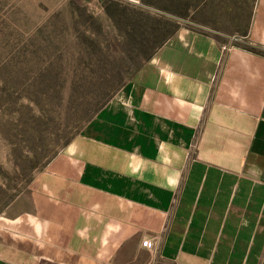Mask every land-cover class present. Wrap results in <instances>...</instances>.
Instances as JSON below:
<instances>
[{
    "label": "crops",
    "instance_id": "crops-1",
    "mask_svg": "<svg viewBox=\"0 0 264 264\" xmlns=\"http://www.w3.org/2000/svg\"><path fill=\"white\" fill-rule=\"evenodd\" d=\"M175 22L0 218V264H264V0L228 41Z\"/></svg>",
    "mask_w": 264,
    "mask_h": 264
},
{
    "label": "rangeland",
    "instance_id": "rangeland-1",
    "mask_svg": "<svg viewBox=\"0 0 264 264\" xmlns=\"http://www.w3.org/2000/svg\"><path fill=\"white\" fill-rule=\"evenodd\" d=\"M256 1L0 0V218L31 205L43 168L154 56L175 21L228 41L248 32Z\"/></svg>",
    "mask_w": 264,
    "mask_h": 264
},
{
    "label": "trees",
    "instance_id": "trees-1",
    "mask_svg": "<svg viewBox=\"0 0 264 264\" xmlns=\"http://www.w3.org/2000/svg\"><path fill=\"white\" fill-rule=\"evenodd\" d=\"M103 1V3L105 4V5H109V4H112L113 3V6H118L119 4H117L116 2H118V0H102ZM174 24V28L171 30V33L169 34V36L173 33V32H175V29H176V26H177V24L176 23H173ZM168 36V37H169ZM167 37V38H168ZM167 38H165L161 43H160V45L159 46H161L162 44H163V42L167 39ZM160 48V47H159Z\"/></svg>",
    "mask_w": 264,
    "mask_h": 264
},
{
    "label": "built area",
    "instance_id": "built-area-1",
    "mask_svg": "<svg viewBox=\"0 0 264 264\" xmlns=\"http://www.w3.org/2000/svg\"><path fill=\"white\" fill-rule=\"evenodd\" d=\"M142 245L145 247L152 246V242L150 241V239H146L142 242Z\"/></svg>",
    "mask_w": 264,
    "mask_h": 264
}]
</instances>
